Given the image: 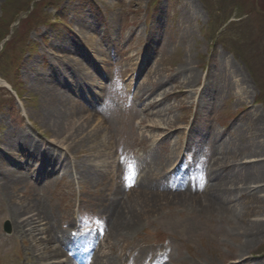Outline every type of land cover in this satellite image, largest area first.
Instances as JSON below:
<instances>
[{
	"label": "rangeland",
	"instance_id": "1",
	"mask_svg": "<svg viewBox=\"0 0 264 264\" xmlns=\"http://www.w3.org/2000/svg\"><path fill=\"white\" fill-rule=\"evenodd\" d=\"M256 4L257 10L264 11V0H0V137L4 130L12 134L24 130L39 142L44 156L52 149L50 140L55 135L33 113L38 97L28 95L23 76L27 72L25 63L30 60L36 61L35 68L41 75L55 65L54 54L60 51L49 46L52 40L72 38L76 32L87 35L82 39L87 49H78L88 57L91 70L104 78L101 94L106 103L101 108L110 127L100 136L107 140L105 153L110 160L107 168H99L106 155L96 158L99 164H94L92 171L99 169L100 174L108 170V176L100 185L94 181L92 186L84 181L77 184L70 177L37 182L39 199L47 215L54 217L56 227L65 230L63 222L73 221L77 208L99 214L102 208H92L91 203L109 200L117 186L130 187L132 178L146 168L147 158L150 161L155 156L152 168L159 169L163 156L170 152L168 148L174 147L175 140V148L179 147L197 119L199 126L205 123L203 131L207 128V134L203 137L204 132L198 130L195 141L201 139L207 144L209 161L214 156L219 165L222 163L213 170L225 175L223 189L233 197L226 204L236 211L228 215L208 211L204 205L203 211L192 208L187 206L193 199L190 195L186 203L159 201L146 208L135 205L137 224L113 243L108 241L115 247L108 252L109 257L113 264H141L147 256L145 264H150L157 257L155 253L168 248L172 260L168 262L166 257L167 264H226L241 254L255 264H264V231L255 235L256 244L243 251L245 241L254 235L249 227L235 224L241 218L264 228L262 213L257 209L260 214L255 211L244 216L243 206L251 203L241 204L246 194L256 190L264 196V183L260 180L261 186L241 195L235 189L241 182L231 181L237 168L249 160L245 149L264 143V16L255 11ZM95 46L104 50L99 58L96 53L95 57L86 54ZM143 58L148 60L145 65ZM67 63L71 64L70 60ZM186 74L193 82L183 81ZM164 88L171 95L157 108L170 109L164 117L170 120L166 131L169 138L155 146L164 144L167 149L152 151L149 145L158 133L151 131L148 122L138 126V119L133 117L135 112L142 116L146 96ZM139 91L144 92V98L137 96ZM85 96L90 97L87 93ZM153 117L158 120L159 116H149V121ZM1 141L0 165L9 168ZM85 146L74 150L77 160L86 154ZM252 157L262 162L264 153ZM209 161H205L203 171L207 186L215 182L210 180ZM27 189L26 181L15 184L17 199L25 198ZM205 190L201 192L207 194ZM8 206L0 187V235L5 239L14 236ZM4 224L10 233L3 231ZM14 239L16 264H26L22 241ZM0 256L7 257L2 252Z\"/></svg>",
	"mask_w": 264,
	"mask_h": 264
},
{
	"label": "bare ground",
	"instance_id": "2",
	"mask_svg": "<svg viewBox=\"0 0 264 264\" xmlns=\"http://www.w3.org/2000/svg\"><path fill=\"white\" fill-rule=\"evenodd\" d=\"M49 46L52 49L59 50L62 55L58 54L54 57L55 65L48 66V73L41 75L35 68L36 61L30 60L25 63L29 74L27 72L24 73L23 76L25 78H23L27 82L28 95L35 94L38 97L37 102L32 106L33 113L55 135L50 140L52 148L50 151L53 153L48 151L44 156L43 148L39 145V142L24 130L18 131L17 134L4 130L0 137L4 148L3 152L7 153L8 156L7 164L11 167L10 169V167L0 165V187L3 196L9 202L7 215L11 219L14 232V236H8L6 239L0 235V248H2L0 252L7 256L8 264H16L18 260V257H16L18 250L15 248V237L22 241L23 259L26 264H77L72 257L78 252H80L79 255L83 259L81 261L82 264H112V258L109 257L108 252L113 250V246L108 241L114 242L116 238L128 233L127 228L137 224V220H135L137 213L134 212L135 205H142L146 208L159 201H165V203L178 201L186 203L190 195L193 196V199L189 200L187 206L192 208L203 211L202 205H204L208 211H218L221 214L236 211L234 206L231 209L226 204L230 203L233 197H231L232 195L228 190L223 189L225 175H222L221 171L213 170L215 168L218 169L217 167L222 164H218V157L214 158L213 156L209 161V176L215 182H211L210 186L205 190L207 194H204V192L196 189L186 191L177 189V191H173L154 185L155 173L152 166H154L155 156H151L152 160L148 161L149 159L147 158L146 161L147 169L145 168L142 171V174L134 184L127 189L117 186L109 200L102 199V195H99V197H102H98L99 200L102 199L101 203L98 201V207L102 208V212L99 211V214L103 215V217L102 225L96 223L100 228L96 234L97 237L89 229L80 237L72 236L71 234L74 231L71 226L72 221L68 225L71 228L70 231H61L60 227H56L52 223L54 217L52 218L51 214L47 215L44 202L39 199L37 194L39 188L36 182H45L47 178L56 179L58 173L56 162L59 164L60 161V169H70L72 174L78 176V180L87 182L90 185V180H93L92 177L94 175L92 166L99 164L95 159L106 155L101 163L110 160V156L105 153V150H108L107 143H105L107 140L100 136V134L108 132L110 123L102 116L100 110L98 109L97 111L95 105H92L97 102L99 91L101 90L97 92L93 89L94 94L92 95L89 93L90 89L95 87L96 84H98L96 88L103 89L104 85L100 82V77L96 76V73L91 70L82 53L76 48L75 41L69 42L66 37L62 36L59 42L52 40ZM68 54H72L70 60L73 55H77L76 58L72 59L76 64L73 65L69 73L70 77L67 74L69 65L66 63V60H69ZM57 62L64 64L65 67H60ZM158 64V61L155 62L154 67H157ZM66 76L69 78V84L66 81ZM74 77L78 78L81 83L70 79ZM182 79H184L183 81L186 80V83L193 82L190 74L183 75ZM168 91L165 88L161 91L157 90L156 94L150 96L147 103L143 104L142 113L144 117L138 120L139 125L148 122L152 124L151 126H156L155 130L157 132H166L170 128L168 124L170 120L164 118L170 112V109L166 107L157 108L160 102L171 95ZM84 93L91 96L92 104H88V101L85 100ZM85 112L88 113L87 116L84 115ZM153 115L159 116L158 120H155L157 117H153L154 120L149 121V116L152 117ZM68 141L69 143H67ZM81 144H86V154L81 160H77L74 150ZM175 146L176 142H174L172 151L166 155L167 157L165 156V160H170L174 157L176 154L174 152ZM218 150L219 148L215 152H218ZM245 150L249 154L247 156L249 160L241 164V168L240 166L237 168L236 173L232 174L236 176L231 180L234 181L233 184L241 182L235 188L241 195L250 192L254 187L256 189L261 186L258 183L260 180L264 183V160L262 162L260 160L253 161L254 158L252 157L264 153V143L262 142L254 145L252 149L246 148ZM1 154L2 152L0 151ZM39 155L42 157L41 159ZM24 157L31 161L33 160L37 165L20 162L19 160ZM17 169H20L21 172ZM106 174L108 176V173ZM104 178V174H101L98 180L101 182ZM29 180H33L34 183H30ZM25 181L28 187L24 194L26 197L17 199L18 197L14 193L15 184L25 183ZM251 182L254 183L251 184ZM210 187L212 189L209 190ZM256 191L246 194V198L241 202V204L245 201H247L246 203H251L249 206H243L244 216L249 212L255 213L257 209L264 216V196L259 195ZM223 193H226V195H223ZM258 211L257 213H259ZM232 218H234V214ZM235 224L240 228L249 227L252 230V235H254V237L251 236L250 239L245 241L242 246L243 251L256 244L258 238L255 235L264 231L262 224L246 223L245 219L241 218ZM103 237L107 241L100 242L99 238ZM61 246L70 248L72 254L66 253L67 250L60 248ZM84 246L86 248L80 251ZM237 258L227 264L253 263L248 259L245 260L242 254Z\"/></svg>",
	"mask_w": 264,
	"mask_h": 264
}]
</instances>
